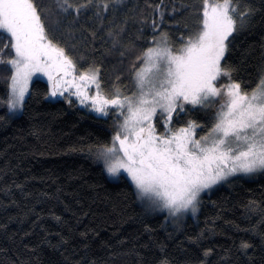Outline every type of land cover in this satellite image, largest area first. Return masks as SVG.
Returning <instances> with one entry per match:
<instances>
[{"label": "trees", "instance_id": "1", "mask_svg": "<svg viewBox=\"0 0 264 264\" xmlns=\"http://www.w3.org/2000/svg\"><path fill=\"white\" fill-rule=\"evenodd\" d=\"M234 2L253 14L229 38L222 64L251 91L264 73V0ZM36 3L60 21L50 38L79 73L99 67L111 96L114 88L133 91L129 65L153 35L166 33L178 49L181 35L198 31L201 0H110L107 10L93 0L78 16L57 13L52 0ZM6 42L0 32V49ZM4 53L7 59L10 50ZM10 75L0 65V264H264V172L227 179L200 197L194 216L171 222L143 203L127 177L111 179L98 161L97 146L111 145L113 116L50 99L41 78L12 116L4 103ZM214 106H186L173 127L194 120L200 137L215 122ZM155 123L163 132L159 116Z\"/></svg>", "mask_w": 264, "mask_h": 264}, {"label": "snow or ice", "instance_id": "2", "mask_svg": "<svg viewBox=\"0 0 264 264\" xmlns=\"http://www.w3.org/2000/svg\"><path fill=\"white\" fill-rule=\"evenodd\" d=\"M52 4L57 13L78 16L93 0H52ZM109 6L110 0L96 5L103 10ZM49 14L50 9L36 0H0V32L7 37L0 49V65L11 73L4 101L11 113L24 107L37 74L47 77L48 96L69 93L65 97L69 103L70 96H75L102 115L110 108L118 109L122 123L116 125L111 146H97V156L109 174L123 170L140 198H148L150 206L165 208L172 215L195 213L201 193L229 176L264 172V73L256 87L245 91L232 79L234 69L222 64L229 38L253 14L251 8L241 12L234 0H201L198 31L181 35L178 49L171 46L166 33L153 35L151 46L129 65L136 91L125 95L114 88L111 96L102 94L99 67L89 65L77 75L76 63L49 36V28L60 23L58 18L49 19ZM163 16L161 10V20ZM152 27L155 31V20ZM5 49L10 50L7 59ZM221 78L228 83L217 86ZM93 86L95 94L89 95ZM215 99L222 103L205 135L197 138L199 125L194 120L173 127L174 115L178 119L186 106L203 107ZM158 113L163 132L154 123ZM241 247L250 245L243 242Z\"/></svg>", "mask_w": 264, "mask_h": 264}, {"label": "rangeland", "instance_id": "3", "mask_svg": "<svg viewBox=\"0 0 264 264\" xmlns=\"http://www.w3.org/2000/svg\"><path fill=\"white\" fill-rule=\"evenodd\" d=\"M226 53H227V52H226ZM77 75H79V72H78V71H77ZM36 78H41V79H44L45 81H47V77H46L45 75H43V74H37V75L33 76V77H32V81H33L34 79H36ZM32 81H31V83H32ZM47 82H48V81H47ZM31 83H30V85H29V91H30ZM225 83H228V80H227L226 78H221L220 81L218 82V85H217V86H219L220 84H225ZM9 88H10V83H9ZM29 91H28V93H29ZM134 91H136L135 86H134L133 91H132L130 94H128V93H127V94L124 93V94H125V95H131ZM9 92H10V90H9ZM88 94H89V95H94V94H95V92H94V86L89 88V93H88ZM102 94L107 95V94L105 93V91L103 90V87H102ZM27 95H28V94H27ZM27 95H26V97H27ZM69 95H70L69 93H65V96H55V97L49 96V98H50V99H53V100L61 99V100H64L66 103H68V99H66L65 97H66V96H69ZM26 97H25V98H26ZM70 98H71V101H75L77 105L82 106V107L88 109L89 111H91V112H93V113H95V114L102 115V114L96 112L94 109H92V108L90 107V104H80L79 101H78V99H77V97H75V96H70ZM221 103H222V100H221V99H215V100L210 101L207 105H210V104L215 105L214 108L217 109V107H219ZM5 106H6V105H5ZM6 108H7L8 112H9L12 116H18V115H20L21 112H22V110H23V108H21V109H19L18 111H16V112L13 114V113L10 112V110H9V108H8L7 106H6ZM102 116H113V118H115V119L117 120V124H118V123H122V117H120V115H119V110H118V109H115L114 107H113V108H110L109 111H108V113H107L106 115H102ZM158 116H159V113L157 114V117H158ZM174 119H175V115H174V118H173V122H174ZM155 122H156V119L154 120V123H155ZM155 124H156V123H155ZM156 128H157V126H156ZM198 128H199V127H198ZM198 128H197V130H198ZM116 130H117V129H115V131H116ZM197 130H196V136H197ZM206 133H207V132H206ZM206 133H203L201 136L205 135ZM114 134H115V132H114ZM197 138H199V137L197 136ZM110 146H111V145H110ZM97 159H98V161L102 164V166L104 167V169H105L107 175H108L111 179L116 180V179H118V178L121 177V176H125V177H127V178L130 180V178L127 176V173L124 172L123 170H121V172H120L118 175H111V174H109L108 171L106 170V166H105V163H104L103 159L99 158L98 156H97ZM239 175H240V176H241V175H243V176H249L250 174L236 173V174L233 175V176H229L227 179H229V178H231V177L239 176ZM227 179L220 181V182H219L218 184H216V185H213V187H212L211 189L205 190L204 192L201 193L200 197H201L203 194H205L206 192L211 191L212 189H214L215 187H217L219 184L225 182ZM130 181H131V180H130ZM131 183H132V182H131ZM141 200H142L143 203H145L148 207H150L153 211L160 212V213H162V212H163V213H166V215H167V219H168L169 221H171V222L181 223V222H183V221L186 219L187 216H194V215L197 213V211H198V210H197L195 213H192L191 211H187V212H184V213H181V214H178V215H172V214H170L169 211H168L167 209H165V208L152 207V206H150V201L148 200V198H143V199L141 198ZM198 208H199V205H198Z\"/></svg>", "mask_w": 264, "mask_h": 264}]
</instances>
